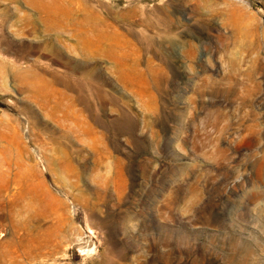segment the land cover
<instances>
[{"label":"rangeland","instance_id":"374dc122","mask_svg":"<svg viewBox=\"0 0 264 264\" xmlns=\"http://www.w3.org/2000/svg\"><path fill=\"white\" fill-rule=\"evenodd\" d=\"M0 264H264V0H0Z\"/></svg>","mask_w":264,"mask_h":264}]
</instances>
